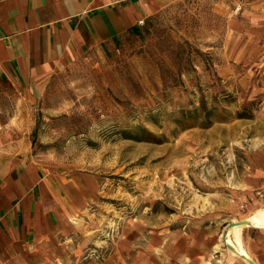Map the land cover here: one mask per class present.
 Instances as JSON below:
<instances>
[{
  "label": "rangeland",
  "instance_id": "374dc122",
  "mask_svg": "<svg viewBox=\"0 0 264 264\" xmlns=\"http://www.w3.org/2000/svg\"><path fill=\"white\" fill-rule=\"evenodd\" d=\"M1 132L67 181L57 264H210L264 210V0H178L30 97L1 81Z\"/></svg>",
  "mask_w": 264,
  "mask_h": 264
},
{
  "label": "crops",
  "instance_id": "0c3cea01",
  "mask_svg": "<svg viewBox=\"0 0 264 264\" xmlns=\"http://www.w3.org/2000/svg\"><path fill=\"white\" fill-rule=\"evenodd\" d=\"M176 1L0 0V82L30 97L62 68L133 34ZM4 134L10 133H0V264H57L62 252L73 250L79 229L67 181ZM258 155L264 166V150ZM263 229H231V244L215 251L210 264H250L246 258L264 264ZM172 264L202 262L190 256Z\"/></svg>",
  "mask_w": 264,
  "mask_h": 264
},
{
  "label": "bare ground",
  "instance_id": "6f19581e",
  "mask_svg": "<svg viewBox=\"0 0 264 264\" xmlns=\"http://www.w3.org/2000/svg\"><path fill=\"white\" fill-rule=\"evenodd\" d=\"M244 220L248 221V224H245V225H252V226L254 225L256 227H264V210L259 211L256 214H254L251 218L244 219ZM235 222H237V221H235ZM242 226H244V225H242ZM235 227H236V225L234 227H232L231 229L234 230ZM238 254H240V255H242L244 257H247V254L245 252H243V251H238Z\"/></svg>",
  "mask_w": 264,
  "mask_h": 264
},
{
  "label": "water",
  "instance_id": "95a60500",
  "mask_svg": "<svg viewBox=\"0 0 264 264\" xmlns=\"http://www.w3.org/2000/svg\"><path fill=\"white\" fill-rule=\"evenodd\" d=\"M245 224H248V221L247 220H239V221H237V222H235V221H232V222H230L227 226L228 227H232V226H235V225H245ZM247 260H248V262L250 263V264H256L254 261H252L251 259H249V258H246Z\"/></svg>",
  "mask_w": 264,
  "mask_h": 264
},
{
  "label": "trees",
  "instance_id": "16d2710c",
  "mask_svg": "<svg viewBox=\"0 0 264 264\" xmlns=\"http://www.w3.org/2000/svg\"><path fill=\"white\" fill-rule=\"evenodd\" d=\"M151 20H152V18H151V19H150L145 25H143L140 29L134 31L133 34H134V35H138V34L142 33L143 30H144L145 28H147V26L149 25V23L151 22Z\"/></svg>",
  "mask_w": 264,
  "mask_h": 264
},
{
  "label": "built area",
  "instance_id": "2783aa9c",
  "mask_svg": "<svg viewBox=\"0 0 264 264\" xmlns=\"http://www.w3.org/2000/svg\"><path fill=\"white\" fill-rule=\"evenodd\" d=\"M139 23H140V24H142V23H143V21L141 20Z\"/></svg>",
  "mask_w": 264,
  "mask_h": 264
}]
</instances>
